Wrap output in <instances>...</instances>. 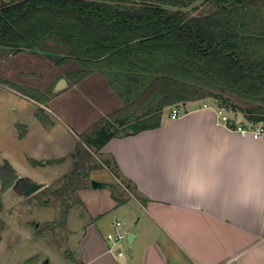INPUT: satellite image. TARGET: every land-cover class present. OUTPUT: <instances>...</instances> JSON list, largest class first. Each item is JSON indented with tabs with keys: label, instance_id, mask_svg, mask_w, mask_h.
I'll use <instances>...</instances> for the list:
<instances>
[{
	"label": "trees",
	"instance_id": "trees-1",
	"mask_svg": "<svg viewBox=\"0 0 264 264\" xmlns=\"http://www.w3.org/2000/svg\"><path fill=\"white\" fill-rule=\"evenodd\" d=\"M46 45L64 48L62 64L75 62L66 74L73 83L100 73L122 105L80 133L67 157L32 160H71L57 184L35 194L44 205L60 202L67 212L72 197L82 203L77 192L91 186L94 170L122 179L100 150L113 137L161 126L176 105L213 101L264 122V0H0V48ZM111 189L119 204L127 200Z\"/></svg>",
	"mask_w": 264,
	"mask_h": 264
},
{
	"label": "crops",
	"instance_id": "crops-1",
	"mask_svg": "<svg viewBox=\"0 0 264 264\" xmlns=\"http://www.w3.org/2000/svg\"><path fill=\"white\" fill-rule=\"evenodd\" d=\"M85 79L67 83L53 99ZM202 104L187 102L176 118L164 113L161 126L113 137L100 150L137 196L119 204L109 187L81 189L88 222L78 234L76 264H264V135L243 136L218 122L214 105ZM102 116L77 131L52 112L49 125L35 118L34 127L25 122L23 138L14 137L27 158L67 157L79 132ZM232 116L245 121L240 112ZM107 169L111 175L94 179L113 184ZM120 232L134 233L127 256L110 250L108 235Z\"/></svg>",
	"mask_w": 264,
	"mask_h": 264
},
{
	"label": "rangeland",
	"instance_id": "rangeland-1",
	"mask_svg": "<svg viewBox=\"0 0 264 264\" xmlns=\"http://www.w3.org/2000/svg\"><path fill=\"white\" fill-rule=\"evenodd\" d=\"M56 46L52 50H47L49 45H46L20 53L0 48V164L30 181H45L47 185L58 183L70 170L71 160L68 167L62 162L44 166L34 164L32 158L23 155V144L16 140L14 131L23 138L28 127L25 122L34 127L32 121L35 118L40 120L38 115L48 119L52 112L60 114L78 131L121 102L119 96L110 95V86L100 73L53 99L60 90L57 85L62 79L70 85L73 83L64 72L75 67L74 61L62 65L60 58L64 48ZM230 99L232 104L244 106L237 98ZM49 122L45 124L49 125ZM94 175L108 177L111 174L103 167L92 171L91 178ZM113 184L118 195L125 199L137 195L136 191L126 188L122 179L116 177ZM80 191L77 192L79 198ZM35 194L37 192L25 197L20 188L4 189L0 185V264H45V259L48 264H76L74 250L78 234L88 222L87 205L82 198L80 203L72 197L69 200L72 206L66 212L62 203L44 205ZM116 217L124 219L120 213ZM119 247L127 256L130 248L125 239L121 240Z\"/></svg>",
	"mask_w": 264,
	"mask_h": 264
},
{
	"label": "built area",
	"instance_id": "built-area-1",
	"mask_svg": "<svg viewBox=\"0 0 264 264\" xmlns=\"http://www.w3.org/2000/svg\"><path fill=\"white\" fill-rule=\"evenodd\" d=\"M209 105H214L217 109L218 116H219V123L227 126L228 128H231L237 132H239L241 135L246 136H252L253 138H259L262 135H264V122L259 123H253L245 119V121L240 122L236 118L232 116V114H236L235 112L229 111L225 106H217L216 104L212 102H203L202 106L207 107ZM182 105H176L172 108L171 117L176 118L179 116L181 111ZM116 225H121L120 221L116 222ZM127 232H120L116 234H109L108 240L111 242L110 250L117 255L122 256L124 253L120 249L119 245L121 243L122 239H125L127 241ZM128 244V241H127Z\"/></svg>",
	"mask_w": 264,
	"mask_h": 264
},
{
	"label": "water",
	"instance_id": "water-1",
	"mask_svg": "<svg viewBox=\"0 0 264 264\" xmlns=\"http://www.w3.org/2000/svg\"><path fill=\"white\" fill-rule=\"evenodd\" d=\"M65 85H67L66 80L62 79L59 84L57 85V89H61L62 87H64ZM183 104H186V102H184ZM4 167L3 164H0V169H2ZM0 185L4 188H10L13 187L14 189L20 188L21 190H23L25 197L31 196L32 194L38 192L39 190H41L42 188H44L45 186H47V182L45 181H30L29 179H27L24 176H21L18 172L13 171L12 175H11V180L7 183L6 182V178L1 174L0 172ZM91 186L94 189H101L103 187H112V184L103 180H98V179H91ZM133 239H134V233H128L127 235V241H128V245L129 248L132 249L133 247ZM45 264H48L49 261L48 259L44 260Z\"/></svg>",
	"mask_w": 264,
	"mask_h": 264
},
{
	"label": "flooded vegetation",
	"instance_id": "flooded-vegetation-1",
	"mask_svg": "<svg viewBox=\"0 0 264 264\" xmlns=\"http://www.w3.org/2000/svg\"><path fill=\"white\" fill-rule=\"evenodd\" d=\"M0 172L6 178V182L8 183L11 180L13 170L8 167H3L2 169H0Z\"/></svg>",
	"mask_w": 264,
	"mask_h": 264
}]
</instances>
